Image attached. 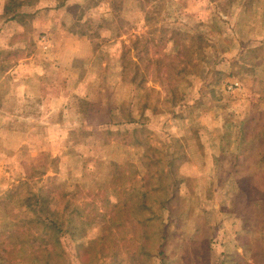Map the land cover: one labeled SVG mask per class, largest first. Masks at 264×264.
<instances>
[{
  "label": "rangeland",
  "instance_id": "374dc122",
  "mask_svg": "<svg viewBox=\"0 0 264 264\" xmlns=\"http://www.w3.org/2000/svg\"><path fill=\"white\" fill-rule=\"evenodd\" d=\"M2 2L0 264H264V0Z\"/></svg>",
  "mask_w": 264,
  "mask_h": 264
},
{
  "label": "crops",
  "instance_id": "0c3cea01",
  "mask_svg": "<svg viewBox=\"0 0 264 264\" xmlns=\"http://www.w3.org/2000/svg\"><path fill=\"white\" fill-rule=\"evenodd\" d=\"M1 3H3L2 0H0V34H1V36L3 35V37H4L5 35L3 34V32L7 28V23L9 21H6V16H5L7 14V6H5V4H2L1 5ZM18 9H20V8H18ZM21 10H23V8ZM17 11L18 10H16V12ZM25 12H28V10L25 11ZM15 19L18 20L17 17ZM24 30H31V31H33L30 26L29 27L20 26L19 31H20L21 34L24 32ZM80 42L82 43V41H80ZM7 45L8 44L5 41V39L0 38V55H2V53H6L7 52V49H6L7 48ZM71 49H68L69 56H71V58H73L74 56H77L78 57L80 55L81 56H86V55H84L85 53L84 54H80V55H78L76 53V55H75V52L73 50H71ZM20 60H23L24 66H21V65L18 66V69L16 71L17 72V76L15 78L20 79L19 80V84L21 86H23V89L26 88L25 90H27L28 88H30V89H32L31 91L34 94H36V95H38L39 93H42L44 95L45 94H48L49 95L50 93H48V92H50V91L54 92V88L49 87L46 84V82H45V80H46L47 77H46V73H45L46 71L45 72L43 71V67L46 64L45 65H42V67L36 65L35 64L36 61L33 59V56H26L24 59H20ZM3 62H4V60H3ZM25 67L28 68V70H31V71H29L31 73V77L30 76H27V78L30 77L31 79H24V77H25L24 73L27 72L28 70H26L24 72H21V71H23ZM46 69H47V74L49 75L52 72L51 71V68H50V65H47L46 66ZM65 93H67V91H65L64 89L63 90L57 89V96H55V94H54V96H53V94L50 95V99L48 100V98H47V100L49 101V103L47 101V103L45 104V106L48 109L50 108V105L49 104L56 105V106L61 107L63 105V103H64V99H63V96L62 95L65 94Z\"/></svg>",
  "mask_w": 264,
  "mask_h": 264
},
{
  "label": "trees",
  "instance_id": "16d2710c",
  "mask_svg": "<svg viewBox=\"0 0 264 264\" xmlns=\"http://www.w3.org/2000/svg\"><path fill=\"white\" fill-rule=\"evenodd\" d=\"M128 122L132 123V122H135V120L129 118ZM137 122V121H136ZM41 221L39 222L40 224H42L46 229L49 228V225H50V222L51 219L48 218V217H43L42 219H40Z\"/></svg>",
  "mask_w": 264,
  "mask_h": 264
},
{
  "label": "built area",
  "instance_id": "2783aa9c",
  "mask_svg": "<svg viewBox=\"0 0 264 264\" xmlns=\"http://www.w3.org/2000/svg\"><path fill=\"white\" fill-rule=\"evenodd\" d=\"M44 41H46V40H44ZM44 48H47V44H46V42H44Z\"/></svg>",
  "mask_w": 264,
  "mask_h": 264
}]
</instances>
